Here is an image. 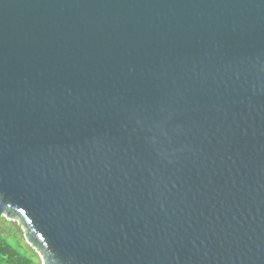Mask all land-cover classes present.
<instances>
[{
	"label": "water",
	"instance_id": "obj_1",
	"mask_svg": "<svg viewBox=\"0 0 264 264\" xmlns=\"http://www.w3.org/2000/svg\"><path fill=\"white\" fill-rule=\"evenodd\" d=\"M42 264H264V0H0V219Z\"/></svg>",
	"mask_w": 264,
	"mask_h": 264
},
{
	"label": "trees",
	"instance_id": "obj_2",
	"mask_svg": "<svg viewBox=\"0 0 264 264\" xmlns=\"http://www.w3.org/2000/svg\"><path fill=\"white\" fill-rule=\"evenodd\" d=\"M0 225V264H42L18 236L17 230Z\"/></svg>",
	"mask_w": 264,
	"mask_h": 264
},
{
	"label": "rangeland",
	"instance_id": "obj_3",
	"mask_svg": "<svg viewBox=\"0 0 264 264\" xmlns=\"http://www.w3.org/2000/svg\"><path fill=\"white\" fill-rule=\"evenodd\" d=\"M0 225H2L5 229V231H6V227H8V228H13V229H15V230H17V232H18V236H19V239L31 250V251H34V252H36L37 253V256H38V259H40L41 261H42V259H41V256H40V254L37 252V250L33 247V246H31L26 240H25V238H24V228H23V226L20 224V222L18 221V220H15V219H7V218H5V217H2L1 219H0Z\"/></svg>",
	"mask_w": 264,
	"mask_h": 264
}]
</instances>
